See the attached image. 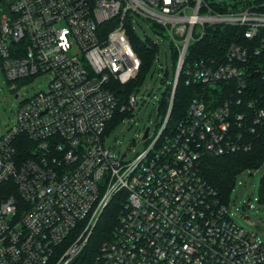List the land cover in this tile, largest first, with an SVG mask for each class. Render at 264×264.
<instances>
[{
    "label": "built area",
    "instance_id": "2783aa9c",
    "mask_svg": "<svg viewBox=\"0 0 264 264\" xmlns=\"http://www.w3.org/2000/svg\"><path fill=\"white\" fill-rule=\"evenodd\" d=\"M140 22L177 64L162 86H173L167 113L162 95L129 158L106 132L145 101L117 93L140 74ZM220 27L224 50L194 57ZM0 69L11 83L51 74L0 136V264H264V241L234 222L200 168L264 136V0H0ZM247 76L263 84L254 99ZM181 77L204 89L171 128ZM219 83L227 99L208 89ZM118 204L113 234L97 240Z\"/></svg>",
    "mask_w": 264,
    "mask_h": 264
},
{
    "label": "rangeland",
    "instance_id": "374dc122",
    "mask_svg": "<svg viewBox=\"0 0 264 264\" xmlns=\"http://www.w3.org/2000/svg\"><path fill=\"white\" fill-rule=\"evenodd\" d=\"M134 28L138 39L146 41L149 37L150 43L159 44L161 48L160 55L157 56L159 61L154 63L139 90V95H144L145 101L140 103L133 116L124 115L106 136V144L116 147L114 152L117 155L127 152L129 158L143 150L144 130L149 126L152 130L155 128L158 102L164 93L163 82H172L175 65L167 41L158 38L145 22L135 24ZM167 72L169 75L166 77ZM50 81L51 74H43L34 79L11 83L0 69V136L13 127L21 102L46 91ZM263 178L264 165L257 170H248L238 175L229 195L228 209L230 217L238 226L264 241V202L261 201Z\"/></svg>",
    "mask_w": 264,
    "mask_h": 264
},
{
    "label": "trees",
    "instance_id": "16d2710c",
    "mask_svg": "<svg viewBox=\"0 0 264 264\" xmlns=\"http://www.w3.org/2000/svg\"><path fill=\"white\" fill-rule=\"evenodd\" d=\"M226 28L220 27L217 29L218 34L209 36L201 44L197 51L192 52V55L196 57L197 55H206L208 52L213 50H224L226 44L230 41L225 37L227 32ZM132 44L141 59L142 66L140 74L131 83L125 86H120L117 93H123L122 99L125 101L127 97L134 92H138L146 75L152 69L155 58L157 55V48L154 47L150 42L142 41L137 37L132 39ZM198 47V46H197ZM174 69L177 64V60L174 61ZM166 78V77H165ZM250 82L251 89L246 95L247 99H254L257 96L256 86L260 84L259 81L253 79L251 76H247L246 80ZM164 83V82H163ZM226 83H219L216 88L208 89H222L216 90L212 95H220L222 99H227V93L224 91ZM234 87H239L238 82H234ZM172 85H168L165 92L162 94L161 100V114H166L169 101L172 95ZM201 89H204L200 85L188 86L183 77L180 78L178 86L175 92L174 105L172 109V114L170 118V127L173 128L177 122L185 117L190 103L194 98H196L200 93ZM237 93V92H236ZM129 115V114H128ZM124 115H116L115 118L110 122L106 134L108 135L111 128L119 122ZM264 165V136L260 139H256L253 150L250 153H238L223 157H206L202 160L200 168L201 173L205 180L211 185V187L218 193V196L227 204L229 202V195L231 190L236 184V179L244 171L257 170ZM261 201L264 202V178L261 188ZM120 212V205L118 204V214L117 208L111 206L106 211L100 226L98 227L95 237L97 240H102L103 238H109L113 234L114 227L117 223V215Z\"/></svg>",
    "mask_w": 264,
    "mask_h": 264
},
{
    "label": "water",
    "instance_id": "95a60500",
    "mask_svg": "<svg viewBox=\"0 0 264 264\" xmlns=\"http://www.w3.org/2000/svg\"><path fill=\"white\" fill-rule=\"evenodd\" d=\"M148 133H149V129H147V131H146L145 138H147ZM250 201H251V199H249V202H250ZM243 211H245V208H243Z\"/></svg>",
    "mask_w": 264,
    "mask_h": 264
}]
</instances>
